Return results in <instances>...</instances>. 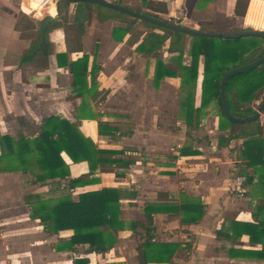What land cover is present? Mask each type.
Masks as SVG:
<instances>
[{"label":"crops","instance_id":"crops-1","mask_svg":"<svg viewBox=\"0 0 264 264\" xmlns=\"http://www.w3.org/2000/svg\"><path fill=\"white\" fill-rule=\"evenodd\" d=\"M118 1L191 28L199 29L202 24L223 28L229 20L240 23L235 28L264 30L248 23L252 0H247L242 15L235 14L236 0H150L163 2L166 12H154L141 0H135L136 4L131 0ZM72 5L75 10L76 2L69 3L68 14ZM92 6L96 9V5L91 4V9ZM12 9V0H0V71L4 73L0 76V95L3 94L0 135L14 139L20 135L33 137L45 117L60 115L78 121L80 132L98 148L122 150L116 157L123 162L112 164L110 171H101L98 165L89 172L86 161L73 162L62 152L69 169L68 178H96L70 189L68 178L40 184L33 183L30 172L0 171V264H74L77 258L86 259V264H140L137 246L146 237V204L179 205L183 194L201 200L205 205L203 216L189 223L183 222L178 212L152 213L148 221L151 241L177 243L180 247L172 257L174 263L147 264H264L262 238L253 242L249 235L239 236L231 228L233 221L255 223L252 213L264 201V188H257V177L246 182L251 170L245 168L239 157L242 139L229 138L227 129L219 130L216 115L206 114L210 117L209 124L201 123L194 130L186 127L184 119L177 124L179 130H173L170 123L171 114L161 92L166 84L181 89V68L176 60L180 45L169 51L167 38L153 48L155 37L150 33L161 35L162 30L150 28L140 19L118 11L106 20H99L96 15L88 18L85 5V14L79 17V23L81 19L84 22L80 23L79 46L77 33L74 37L72 33L66 35L61 25L54 26L47 32L45 49L22 61L30 42L15 29ZM55 10L56 7L54 13ZM190 41L191 37L186 35L183 65L190 60ZM17 48L23 52L15 64ZM44 51L46 55L41 54ZM59 52L66 53L67 61L84 53L88 55L87 69L92 65L97 68L96 87L91 93L83 94L82 98L73 94L68 68L57 65L55 55ZM158 60L175 71V76H164L155 87L153 75ZM198 90L196 106L200 85ZM81 99L85 103L84 112L93 118L77 120ZM98 121L112 127V133H99ZM200 131L203 137L198 136ZM212 134L225 138L224 142L218 139L211 146L206 139ZM183 147L197 154L181 155ZM103 187L120 192L119 219L124 224L116 231L111 249L104 253L89 252L82 244L74 250H56L57 243L68 240L73 231L45 233L40 221L29 216L25 203L28 194L55 197L68 192L70 199L76 201L80 193Z\"/></svg>","mask_w":264,"mask_h":264},{"label":"trees","instance_id":"trees-1","mask_svg":"<svg viewBox=\"0 0 264 264\" xmlns=\"http://www.w3.org/2000/svg\"><path fill=\"white\" fill-rule=\"evenodd\" d=\"M71 1L58 0L55 4L59 11L61 6L67 8ZM121 4L120 1H112ZM247 0H236L235 14L242 15ZM141 3L154 12H166L163 2L141 0ZM87 16L90 18L94 13L91 4L86 3ZM122 5V4H121ZM126 6V5H124ZM260 6L264 10V1L252 0L250 14ZM95 15L99 20H106L113 17L115 10L108 7L96 5ZM127 7V6H126ZM130 8V7H129ZM141 12L139 9L131 8ZM264 12V11H263ZM121 14V12H118ZM146 15L160 18L157 13L143 12ZM81 2H76L73 19L76 23V43L80 45L79 35L81 24ZM251 16V15H250ZM250 16L248 17L251 22ZM264 27V13L262 15ZM40 20L37 38L30 42L22 61L30 60L40 50V28L43 23ZM141 20V19H140ZM171 21V20H169ZM150 28H158L163 34L157 35L152 41L153 48L159 47L168 38V50L173 51L175 45H180L177 51V66L181 68L180 86L185 90L180 101L184 114V123L190 130L198 129L202 123V117L207 114L208 107L216 103L219 109L217 128L219 130L231 129L229 138H241L239 157L246 169L251 174L246 177V182H251L254 176L257 177V188H264V120L259 117L245 123H237L230 120L223 112L220 96V80L230 69L242 64L249 63L264 54V37L252 35L237 38L210 37L192 35L182 31L170 29L161 25L141 20ZM173 22V21H171ZM178 23V22H176ZM18 21L14 27L19 32ZM54 26H60L59 20L50 21L44 30V40L47 43V32ZM206 31L227 32L216 25L202 24L199 28ZM242 29H235L230 32H238ZM123 33V31H122ZM189 35L190 60L187 65L181 63L182 49L185 36ZM46 55L47 52H41ZM57 65L67 67L71 75V91L76 97L82 98L83 94L91 93L96 87L95 73L97 68L92 65L88 70V55L82 54L75 60L67 61L65 52L55 55ZM201 59V84L199 104L195 105V88L199 74V60ZM90 75V86L87 87V76ZM164 76H175V71L167 69L165 64L157 61L153 75V85L158 86ZM264 90V61L258 66L241 71L230 76L225 83V98L228 110L237 117L251 115L249 105L257 95ZM85 103L81 99L77 120L80 118H93L91 114L84 112ZM78 121H71L60 115H49L45 117L39 126V132L33 137L20 135L16 139L3 134L0 135V171H21L30 172L33 175V183L44 184L46 181L55 179H66L69 177L68 165L61 153L64 152L71 161H86L89 172H92L99 165L101 171H110L112 164L123 162L116 156L122 150L98 148L93 141L85 137L78 128ZM234 126L239 128L232 130ZM98 132L111 134L113 128L104 122L98 121ZM225 138L219 141L224 142ZM181 155L197 154L190 148L183 147ZM96 181V178L83 179L81 177L68 178V189L78 185H85ZM120 192L115 188L103 187L98 190L86 191L78 195L76 201L70 199V194L62 193L55 197H46L41 194H28L25 196V203L29 208V216L38 219L45 233L56 234L60 230L71 229L73 231L66 241H59L56 250H74L76 245L87 246V251L104 253L111 249L116 241L115 233L124 227L123 221L119 219ZM205 205L201 200L183 194L179 205L175 204H150L147 203L144 212L146 216L145 233L146 237L138 244L140 264L147 262H170L176 250L180 247L177 243H164L151 241V227L149 222L152 213L156 212H178L183 222L195 223L204 214ZM255 223L233 221L232 230L235 234L243 233L249 235L251 241L262 238L264 243V201L257 205L252 213ZM87 260L77 258L74 264H86Z\"/></svg>","mask_w":264,"mask_h":264},{"label":"rangeland","instance_id":"rangeland-1","mask_svg":"<svg viewBox=\"0 0 264 264\" xmlns=\"http://www.w3.org/2000/svg\"><path fill=\"white\" fill-rule=\"evenodd\" d=\"M57 1L58 0H12L13 18L15 19V22L18 21V24H19L18 26L21 30L20 36L22 38H25L27 40V43L37 38L38 28L40 26V20L45 18L47 15H51L55 17V19L59 20V23L63 27L66 35H69V33H72L73 37L75 36V34L77 33V29H76L75 20L73 19L74 6L72 5L70 7L71 9L70 14H68L69 8H67V12H66V8L62 6L59 11L55 10L56 12L54 13L55 4ZM131 3L136 4L135 0H131ZM20 9L23 12L28 13V14H24ZM92 9L93 11H95L94 6H92ZM263 11L264 10L260 6H257L250 14L251 22H248V23H251L255 27H259L262 24V17H263L262 15L264 13ZM93 13H94L93 15H95V12ZM80 23L84 24L83 19L80 20ZM238 24L240 23H237V22L235 23L233 21L227 20V22L223 25V29L225 31L227 30L234 31L235 29L236 30L239 29V28H235V26ZM245 28H249V27H245ZM47 49L49 50V47ZM22 52L23 50L18 49V53L14 54L13 63L15 64L18 63L19 57L22 54ZM2 75H4V73L0 71V76ZM200 83H201V73L198 74V79L196 82V88H195L196 94L199 92L198 85H200ZM0 90H1V85H0ZM184 92L185 90L182 88L180 90L173 89V87L170 86V84L164 85V88L162 89V92H161L162 93L161 97L164 99V101H166V104L168 107L167 109L169 113L171 114L170 123H172L173 125V126L171 125L173 130H179V126L177 124L179 122H183V119H184L183 109L180 104V101L182 99V96L184 95ZM263 102H264V90L261 91L257 95L256 99L252 100L249 107L252 110H255L257 106ZM209 107L207 110V114L216 115L218 113L219 109L216 103H214L213 105L211 104ZM263 119H264V111L259 115V120L262 121ZM201 121L202 123L209 124L208 121H210V117L208 118V116L206 115L205 117H202ZM238 128H239L238 126H234L232 130L237 131ZM227 130L230 133L231 129H227ZM202 133L203 131L198 132V136L203 137ZM212 135L213 136L210 139L207 138L206 140H207V143H209L211 146H215L216 141H218L219 139L218 138L219 136L218 134H212Z\"/></svg>","mask_w":264,"mask_h":264},{"label":"water","instance_id":"water-1","mask_svg":"<svg viewBox=\"0 0 264 264\" xmlns=\"http://www.w3.org/2000/svg\"><path fill=\"white\" fill-rule=\"evenodd\" d=\"M68 1L81 2V10H82L81 16H83L85 14V11H86L85 4L90 3V4H94V5H100V6L108 7L110 9H113L115 11L130 15V16L135 17V18H138L141 20H146V21H149V22L157 24V25H161V26H164V27H167L170 29L182 31V32L192 34V35H202V36L222 37V38H237V37H241V36H252V35L264 37V30H259V29L245 28V29H242L241 31H238V32H219V31H206V30H201V29H197V28H191V27H187L185 25H181V24L176 23V22H171L169 20H165L162 18H156V17L146 15L143 12L136 11V10L131 9L129 7H126L124 5L114 3V2L108 1V0H68ZM181 14H182V12L179 11L178 15H181ZM80 18H82V17H80ZM53 20H55V17H53L51 15H47L44 18L43 23L41 25V28H40V49L42 51L45 49V46H46V43H45V40L43 37L45 27L47 26V24L50 21H53ZM263 61H264V54L262 56H260L259 58L255 59L249 63L242 64L238 67H235L233 69L228 70L222 76V78L220 80L221 105H222V109H223L224 114L230 120L237 122V123H245V122L257 119L259 117V115L264 111V102H263L257 106V108L254 110V112L251 115H246L244 117H237V116H235L229 112L228 107H227V103H226V98H225V83L230 76L237 74L241 71L256 67Z\"/></svg>","mask_w":264,"mask_h":264},{"label":"built area","instance_id":"built-area-1","mask_svg":"<svg viewBox=\"0 0 264 264\" xmlns=\"http://www.w3.org/2000/svg\"><path fill=\"white\" fill-rule=\"evenodd\" d=\"M255 29V28H254Z\"/></svg>","mask_w":264,"mask_h":264}]
</instances>
